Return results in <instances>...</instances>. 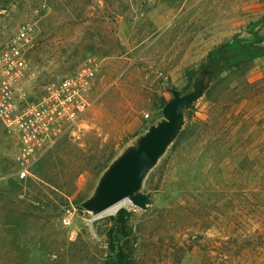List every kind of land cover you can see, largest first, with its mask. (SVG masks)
<instances>
[{"label":"rangeland","instance_id":"rangeland-1","mask_svg":"<svg viewBox=\"0 0 264 264\" xmlns=\"http://www.w3.org/2000/svg\"><path fill=\"white\" fill-rule=\"evenodd\" d=\"M21 26L31 94L87 58L99 67L82 120L37 157L39 182L13 179L14 141L0 134V264H101L120 209L130 212L135 264H264L255 249L264 236V57L246 55L247 45L264 46V0H0V44ZM233 44L237 64L190 110L151 174V207L87 220L75 204L159 112L162 83L185 89L210 54Z\"/></svg>","mask_w":264,"mask_h":264},{"label":"built area","instance_id":"built-area-1","mask_svg":"<svg viewBox=\"0 0 264 264\" xmlns=\"http://www.w3.org/2000/svg\"><path fill=\"white\" fill-rule=\"evenodd\" d=\"M28 30L21 26L0 44V134L14 141L13 179L37 183V157L82 120L91 105L89 92L99 65L87 58L74 72L33 95L25 57Z\"/></svg>","mask_w":264,"mask_h":264},{"label":"water","instance_id":"water-1","mask_svg":"<svg viewBox=\"0 0 264 264\" xmlns=\"http://www.w3.org/2000/svg\"><path fill=\"white\" fill-rule=\"evenodd\" d=\"M233 61L232 51L220 49L210 54L191 75L185 89L170 86L168 80L162 83L161 89L168 99L159 112L115 150L98 172L88 194L75 204L87 220L122 201L140 212L151 207L145 191L151 174L179 139L187 125L189 109L204 98Z\"/></svg>","mask_w":264,"mask_h":264},{"label":"trees","instance_id":"trees-1","mask_svg":"<svg viewBox=\"0 0 264 264\" xmlns=\"http://www.w3.org/2000/svg\"><path fill=\"white\" fill-rule=\"evenodd\" d=\"M234 46L235 44L231 46L225 45L219 48V50L229 49L230 51H232ZM247 48L249 52H246V55L248 57L250 58L264 57V46H253L252 47V45H247ZM241 51L243 52V50ZM237 62H238L237 58L234 55V61L230 65V67L235 66ZM192 74L193 73L188 75V80ZM164 101H165L164 99H160L158 110L160 109ZM190 110H192V108H190L188 111V117L190 114ZM248 153L243 155L242 162L248 165L247 172L251 177V176H255L254 168H255L256 162H254V159H253L255 158V156L253 155L252 157H249ZM259 165H260V161H259V158H257V168L258 169L260 168ZM35 174H36V171H35ZM18 182H21V181H18ZM26 182H29V181H26ZM15 183L16 182L12 181L11 185H14ZM253 200L254 198L251 201ZM129 216H130V212L126 211L125 209H120L113 217L109 218L110 225L104 234L106 255L103 261L101 262V264H135L136 262L135 248L133 244L128 243V238L130 237V234H131V227L129 225ZM259 242L260 243H257V246H255V249L257 248V250L264 251V236L261 237L260 235ZM220 248L221 247H216L215 250L218 251L220 250ZM251 251L252 249H250L248 252H251ZM218 256L219 257L221 256L220 253L218 254Z\"/></svg>","mask_w":264,"mask_h":264},{"label":"bare ground","instance_id":"bare-ground-1","mask_svg":"<svg viewBox=\"0 0 264 264\" xmlns=\"http://www.w3.org/2000/svg\"><path fill=\"white\" fill-rule=\"evenodd\" d=\"M128 203L126 201H122L119 202L118 204L114 205L113 207L107 209L105 212H103L102 214H112L114 213L117 209L121 208V207H128Z\"/></svg>","mask_w":264,"mask_h":264}]
</instances>
